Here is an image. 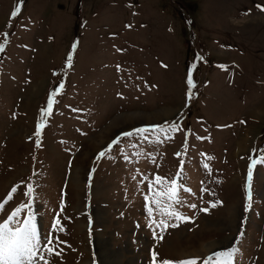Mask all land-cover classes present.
<instances>
[{
	"label": "rangeland",
	"instance_id": "1",
	"mask_svg": "<svg viewBox=\"0 0 264 264\" xmlns=\"http://www.w3.org/2000/svg\"><path fill=\"white\" fill-rule=\"evenodd\" d=\"M257 5L264 0H0V222L17 207L21 222L31 216L42 244L55 238L63 250L50 264H102L107 248L120 264H150L152 252L173 264L216 252L264 264Z\"/></svg>",
	"mask_w": 264,
	"mask_h": 264
},
{
	"label": "snow or ice",
	"instance_id": "2",
	"mask_svg": "<svg viewBox=\"0 0 264 264\" xmlns=\"http://www.w3.org/2000/svg\"><path fill=\"white\" fill-rule=\"evenodd\" d=\"M259 10L264 11V7H261L260 5H257ZM13 17L17 15L16 11H13L11 13ZM0 51H3V45L0 44ZM71 59V56H69V60ZM117 70H119V66H117ZM188 85L189 87L192 86V79L189 78L188 80ZM62 87V85H61ZM59 88L55 90V92H59ZM55 92L51 93L48 95L47 98V107L44 108L42 111L43 112H51L52 110V105L54 103V95ZM159 126H152L153 130L155 131L156 128ZM178 126L173 124L172 128L176 129ZM134 132L136 133H143L146 132L147 129L145 128H137L133 129ZM35 136L39 137L41 134V125L37 123L36 125V131H35ZM133 132H123L121 133L122 136L124 137H130L132 136ZM119 137L116 139H113L110 144H108L107 149H111L113 145H116L118 143ZM107 149L101 151L98 156L103 157L105 155V151ZM127 159V157H125ZM251 171H252V165H249V181L251 180ZM135 178V177H134ZM156 181H161L160 176L155 177ZM172 188L170 191L174 195L175 193V185L176 181L172 180L171 181ZM149 190H151V185H149ZM245 190H246V196H245V211H248V200L250 199V185L245 184ZM17 189L16 187H13L7 194V198H11L12 193L16 192ZM32 186H28L27 192L24 193L25 196H30L32 194ZM185 191H190L188 189H185ZM63 195V193H62ZM146 203H145V208L149 212V216L151 217V212L152 210L149 208L147 200L148 197H145ZM154 204L158 203L157 200L152 201ZM216 203H220L217 201ZM61 207H63V199H61ZM189 207L195 208L196 205L190 204ZM203 212H207V209H200ZM20 212V208L17 207L15 210L11 212L10 215H7V218L3 219L2 222H0V264H37V257L39 260L42 262V264H50V258L53 255L59 256L62 253V249L60 251H56L54 247L52 246L53 244V239H49L47 243L42 244L40 238L38 237L37 229L35 224L33 223V218L31 216H27L23 218V221L21 222L17 218V214ZM169 215H175L177 219H183L187 220L189 219L188 217H181L179 214L174 213V212H169ZM13 221H16L13 223ZM58 220L55 218L52 221V227L53 229L57 228L58 225ZM153 221L149 219V224H152ZM162 223V222H161ZM59 231H64V229L61 227L58 229ZM154 238H159L156 237L155 233L153 234ZM56 244L62 243L59 240H55ZM43 248L44 251L39 252L37 249ZM44 252L47 253V256L44 255ZM231 253H221V252H216L214 253V256L216 259L213 261L211 257H207L204 259V264H230L228 261L227 257L230 256ZM150 264H173L172 261L170 260H163V261H158L157 260V254L155 252L151 253V261ZM179 264H196L195 259H185L179 261Z\"/></svg>",
	"mask_w": 264,
	"mask_h": 264
},
{
	"label": "bare ground",
	"instance_id": "3",
	"mask_svg": "<svg viewBox=\"0 0 264 264\" xmlns=\"http://www.w3.org/2000/svg\"><path fill=\"white\" fill-rule=\"evenodd\" d=\"M105 245H106L105 243H101V246H105ZM100 258L102 259V262H103L102 264H120V263L112 261V256H111V253L109 252L108 248H107V250L105 249L104 252H101Z\"/></svg>",
	"mask_w": 264,
	"mask_h": 264
}]
</instances>
